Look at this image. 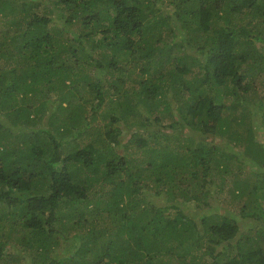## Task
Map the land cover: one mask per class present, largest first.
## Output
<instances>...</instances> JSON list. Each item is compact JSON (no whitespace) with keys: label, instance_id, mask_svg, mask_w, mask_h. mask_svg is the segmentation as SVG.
<instances>
[{"label":"trees","instance_id":"obj_1","mask_svg":"<svg viewBox=\"0 0 264 264\" xmlns=\"http://www.w3.org/2000/svg\"><path fill=\"white\" fill-rule=\"evenodd\" d=\"M260 137L264 0H0V264H264Z\"/></svg>","mask_w":264,"mask_h":264},{"label":"rangeland","instance_id":"obj_2","mask_svg":"<svg viewBox=\"0 0 264 264\" xmlns=\"http://www.w3.org/2000/svg\"><path fill=\"white\" fill-rule=\"evenodd\" d=\"M256 21V20H255ZM186 43H187V41H185ZM258 45H260V43H258ZM189 52H191V53H193V55H201V53L199 52V51H197V49H196V47H194V46H192V47H190L189 48ZM108 107V105H106V107L104 108V110H106V108ZM48 116V115H47ZM171 118H169V120H170ZM45 120H46V116H45V118H40V119H38L37 120V123L34 125V126H42L44 123H45ZM167 122H168V119H162L161 121H159V122H154L153 124H149V127H151L152 129H157V130H165V129H168V130H170V128L169 127H167ZM137 126H135V127H132L131 129H127V131H126V135H127V137L128 136H130V134L133 132V130L136 128ZM137 129H139V130H142L143 128H141V127H137ZM182 130H184L185 132H191L193 135L192 136H194L196 139L197 138H201L200 136H199V134H201V133H203L200 129H198V132H197V134L195 133V130L193 129V128H191V127H189L188 125H186V124H184V126L181 128ZM180 131V130H179ZM127 137H126V139H127ZM216 137V135H214L212 138H210V142H213V140H214V138ZM258 137H259V135H258ZM217 138H219V137H217ZM260 139L264 142V137H260ZM220 141L221 140H223V139H219ZM219 141V142H220ZM143 190V189H142ZM151 192H153L152 190H150ZM149 192V191H148ZM150 192V193H151ZM145 193H147V191L145 192ZM138 194V193H137ZM139 195V196H138ZM137 196H138V198L139 199H141L140 198V196H141V193H139ZM151 196V195H150ZM151 198H152V196H151ZM143 201V200H142ZM159 202H161V200L159 201ZM159 202H156L157 204H160ZM177 203L178 204H181L180 206L181 207H183L185 210H189V208H196V207H192L191 205H193L194 206V202H192L190 199H187V201H186V198H185V200H184V198L183 197H178V199H177ZM146 204V203H145ZM186 206V207H185ZM189 206V207H188ZM174 211L175 210V208L174 207H170V209H168L167 211ZM16 264V263H15Z\"/></svg>","mask_w":264,"mask_h":264}]
</instances>
